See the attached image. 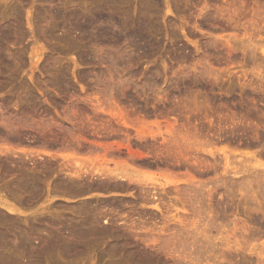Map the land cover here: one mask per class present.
I'll return each mask as SVG.
<instances>
[{
  "label": "rangeland",
  "instance_id": "1",
  "mask_svg": "<svg viewBox=\"0 0 264 264\" xmlns=\"http://www.w3.org/2000/svg\"><path fill=\"white\" fill-rule=\"evenodd\" d=\"M233 1L234 7H226L224 0H0V55H3L0 60V204L9 205L8 207L17 211L14 215H7L0 208V214L6 213V224L3 225L10 228L6 241H14L8 244L12 245L18 241V232L20 235H28L32 245L39 240L42 242L43 233L67 228L80 204L88 200L94 203L93 200L96 199L95 202H98L100 207L110 206L112 209H118L119 213L128 212L135 225L138 228L142 226L137 229L141 237L139 234L134 237L136 233L132 228H126L124 225H120L116 230L117 236L122 233L119 234V244L126 247V254L133 259H129L127 264L131 261L134 264H264V187L260 186L258 181L263 182L264 176V56L261 53L264 49V18H260L264 17V0ZM111 5L115 8L113 12L109 10V7L112 9ZM253 5L255 9H259V16L253 17L249 13ZM243 11L248 14L244 12L243 15ZM110 15L113 17V26H110V34L105 36L115 39L123 34L120 36L123 39L119 42L100 40L102 27L99 25L103 23L109 26L107 19ZM251 16L258 18L254 21V29L250 28L254 20ZM98 17H103L105 23ZM116 22L119 24H115ZM124 22L125 26L128 24L126 28L123 26ZM74 24L83 28L76 30L73 28ZM124 31L129 32L128 38L132 34V38L124 39ZM138 36H141V39ZM77 38H80L79 41ZM133 39L135 41H132ZM250 40L253 44L256 40L252 47ZM97 41L104 45H97ZM108 48L112 49V52ZM97 51H105L111 60L108 55H98ZM4 53H9L6 56L17 59L18 62L13 59H9V62ZM35 54L39 56L37 62L34 61ZM106 57L108 61H104ZM113 58L115 60L112 61ZM114 62H117L116 66ZM103 90L109 92L104 93ZM112 104L123 110L127 125H132L130 121L135 123L133 127L119 125L111 115L100 110L104 107V110H111ZM75 115L77 119L74 120ZM11 127V131L14 128L15 134L10 131ZM5 139H9V142ZM126 140L129 142H124ZM192 141H199V145L196 143L194 149L191 147ZM127 143H130L133 150L143 152L140 158L142 161L128 159L125 149ZM43 152L52 154V157L44 155ZM75 162L83 170L95 171L104 167L103 169L112 173L131 174L130 176H135L142 182L147 178L146 182L154 186L156 184L158 191L160 183H165V188L170 184L168 189L163 186L162 192L167 208L166 205L162 207V215L154 209L151 210L152 208L140 206V202H136L131 196L135 191L132 186L122 192L123 195L107 191H89L71 197L52 192L55 182L63 180V175L68 173L65 171L77 168ZM2 168H5V172ZM44 169L45 172H42ZM30 176L39 178L38 181L42 179L40 189L31 187L28 181ZM25 181L30 186H27ZM124 186L127 187L125 183ZM209 191L212 192L211 195ZM194 200L195 206L192 202ZM20 201L22 206L18 204ZM132 202H136V207ZM202 204L206 205V209ZM70 207H75L76 212ZM140 216L142 218H139ZM6 220L9 222H5ZM161 225H164L165 229ZM149 227L156 231L159 237L149 230ZM141 229L144 230L141 232ZM123 232H127V235ZM132 232L134 234H131ZM107 242L96 245L89 253L91 257H86L88 260L84 255V260H87L85 262L106 263L108 256L103 249L111 243ZM187 247L188 251L184 249ZM6 248L11 252L15 249L11 246L9 248V245ZM198 248L200 251H195ZM27 256L25 255V260L29 259ZM83 258H80L82 262L76 264H86Z\"/></svg>",
  "mask_w": 264,
  "mask_h": 264
},
{
  "label": "bare ground",
  "instance_id": "2",
  "mask_svg": "<svg viewBox=\"0 0 264 264\" xmlns=\"http://www.w3.org/2000/svg\"><path fill=\"white\" fill-rule=\"evenodd\" d=\"M46 1V0H45ZM111 1V0H110ZM125 1H127V0H125ZM225 2H226V4L227 5H225L226 7L227 6H233V5H235V3H234V1L233 0H224ZM48 2V1H47ZM145 2V1H144ZM153 2V1H152ZM224 2V3H225ZM102 3V2H101ZM120 3V2H119ZM118 3V4H119ZM151 3V2H150ZM243 3V2H242ZM256 2H254V4H255ZM90 4V3H89ZM88 4V5H89ZM102 4H104V3H102ZM124 4V3H123ZM152 4V3H151ZM241 4V3H240ZM106 8H107V2H106ZM115 5V4H114ZM113 5V6H114ZM117 5V4H116ZM115 5V6H116ZM153 5V4H152ZM151 5V6H152ZM242 6V8H243V4H241ZM257 5V4H256ZM91 6H93V5H91ZM90 6V7H91ZM104 6V5H103ZM103 6L101 7V8H103ZM112 6V5H111ZM112 6V9L109 7V10H112L111 12H113V10L115 9L114 7ZM149 6V5H148ZM176 5L174 4V7H175ZM88 7V6H87ZM144 7V6H143ZM156 7V6H155ZM234 7V6H233ZM258 7V6H257ZM256 7V8H257ZM10 8V7H9ZM80 8H81V6H80ZM83 8V7H82ZM114 8V9H113ZM141 8V7H140ZM150 8V7H149ZM148 8V9H149ZM154 8V7H153ZM231 8V7H230ZM261 8V7H260ZM78 9V8H77ZM91 9V8H90ZM144 9V8H143ZM146 9V8H145ZM251 9V11L249 12V13H251L252 15H253V17H255V16H259L258 15V10L259 9H255V6L253 5V8L251 7L250 8ZM106 10V9H105ZM108 10V9H107ZM106 10V11H107ZM12 11V10H11ZM78 11V10H77ZM87 11V10H86ZM85 11V12H86ZM133 11V10H132ZM150 11V10H149ZM246 11V10H245ZM245 11H243V15H244V12ZM80 12H82L81 10H80ZM79 12V13H80ZM92 12H94V11H92ZM108 12H110V11H108ZM110 12V13H111ZM144 12V11H143ZM146 13H147V11H145ZM78 13V14H79ZM89 13V12H88ZM95 13V12H94ZM103 13V12H102ZM106 13V12H105ZM127 13V12H126ZM145 13V14H146ZM149 13V12H148ZM155 13V12H154ZM245 13H247V12H245ZM264 13V12H263ZM12 14V13H11ZM64 14V13H63ZM75 14V13H74ZM81 14V13H80ZM114 14V13H113ZM112 14V15H113ZM130 13H128V15H129ZM135 14V13H134ZM133 14V15H134ZM143 14V13H142ZM145 14H143V15H145ZM156 14V13H155ZM248 14V13H247ZM62 15V14H61ZM65 15H66V13H65ZM85 15V14H84ZM86 15H87V12H86ZM95 15V14H94ZM103 15H105V14H103ZM102 15V16H103ZM106 15H107V13H106ZM106 15H105V17H106ZM112 15H110L109 17H108V19H107V24L109 25V26H107L106 24H103V23H101V25H99V26H101L102 28H101V39L100 40H103V42H104V40H106V41H109V40H111L112 42H119L120 40H122L123 38L122 37H120L121 35H123V34H121L119 37H116L115 39H114V37H113V39H110L109 37H106L105 36V34H110V28L113 26L112 24H113V17H112ZM114 15H116V14H114ZM139 15V14H138ZM142 15V16H143ZM150 15H152V14H150ZM59 16V15H58ZM64 16V15H63ZM75 16H77V14L75 15ZM79 16V15H78ZM127 16V15H126ZM125 16V17H126ZM141 16V15H140ZM238 16V15H237ZM242 16V15H241ZM70 17V16H69ZM86 17V16H85ZM91 17V16H90ZM130 17V16H129ZM233 17V16H232ZM250 17V16H249ZM54 18V17H53ZM74 18H76V17H74ZM87 18V17H86ZM102 19L103 20V22H104V19H103V17H98V19ZM241 18V17H240ZM251 18H252V16H251ZM250 18V19H251ZM260 18H264L263 16L262 17H260ZM259 18V19H260ZM66 19V18H65ZM97 19V20H98ZM119 19V18H118ZM143 19H144V17H143ZM252 19H254V18H252ZM256 19V18H255ZM255 19L254 20H252V24H251V26H250V28L251 29H254V27H256V26H254L255 24V22L258 20V18L256 19V21H255ZM40 20H41V18H40ZM64 20V19H63ZM88 20V19H87ZM124 20H126V19H124ZM123 20V21H124ZM132 20V19H131ZM130 20V21H131ZM262 20V19H261ZM65 21V20H64ZM86 21V20H85ZM117 21V20H116ZM143 21V20H142ZM238 21H240V20H238ZM255 21V22H254ZM260 21V20H259ZM264 21V20H263ZM70 22V21H69ZM73 22V21H72ZM91 22V21H90ZM126 22V21H125ZM123 23L122 25L123 26H125V24L126 23ZM133 22V21H132ZM260 22H262V21H260ZM33 23V22H32ZM100 23V22H99ZM98 23V24H99ZM105 23V22H104ZM118 22H116L115 24H117ZM121 23V22H120ZM150 23V22H149ZM250 23V22H249ZM15 24V23H14ZM34 24V23H33ZM69 24H71V23H69ZM84 24V23H83ZM119 24V23H118ZM139 24V23H138ZM154 24V23H153ZM152 24V25H153ZM244 24V23H243ZM242 24V25H243ZM87 25V24H86ZM94 25V24H93ZM121 25V24H120ZM128 25V24H127ZM127 25L125 26V28L127 27ZM147 25V24H146ZM250 25V24H249ZM15 26V25H14ZM17 26V25H16ZM15 26V27H16ZM57 26V25H56ZM55 26V27H56ZM80 26V25H79ZM77 24H74V29H76V30H79L81 27H79ZM83 26V25H82ZM111 26V27H110ZM115 26V25H114ZM151 26V25H150ZM149 26V27H150ZM248 26V25H247ZM257 26H259V24L257 25ZM117 27H119V26H117ZM243 27V26H242ZM264 27V26H263ZM11 28V27H10ZM83 28V27H82ZM81 28V29H82ZM94 28V27H93ZM121 28V27H120ZM123 28V27H122ZM140 28H142V27H140ZM246 28V27H245ZM12 29V28H11ZM18 29V28H17ZM35 29V28H34ZM58 29V28H57ZM112 29V28H111ZM117 29V28H116ZM130 29V28H129ZM143 29V28H142ZM257 29V28H256ZM264 29V28H263ZM3 30V29H2ZM125 30V29H124ZM128 30V29H127ZM140 30V29H139ZM112 31H115V30H112ZM118 31V30H117ZM120 31V30H119ZM123 31V30H122ZM149 31H151V30H149ZM148 31V32H149ZM259 31V30H258ZM63 32V31H62ZM80 32V31H79ZM99 32V31H98ZM121 32V31H120ZM124 32H126V34H125V36H124V39L126 38V40H127V38H128V33H127V31H124ZM5 33V32H4ZM64 33V32H63ZM69 33V32H68ZM52 34V33H51ZM65 34V33H64ZM67 34V33H66ZM128 34V35H127ZM131 34V33H130ZM246 34H248V33H246ZM259 34V33H258ZM4 35V34H3ZM249 35H251V34H249ZM53 36V35H52ZM83 36H84V34H83ZM87 36V35H86ZM90 36V35H89ZM132 36V34L130 35V37ZM243 36V35H242ZM246 36V35H245ZM4 37H5V35H4ZM61 37H63V36H61ZM79 37V36H78ZM81 37V36H80ZM106 37V38H105ZM129 37V38H130ZM134 37V36H133ZM140 37V39H141V36H138V38ZM252 37V36H251ZM6 38V37H5ZM4 38V40H6ZM65 38V37H64ZM128 38V39H129ZM132 38V37H131ZM135 38V37H134ZM68 39V38H67ZM66 39V40H67ZM78 39H80V38H77V40ZM99 39V38H98ZM139 39V40H140ZM142 39H143V37H142ZM249 39V38H248ZM250 39H252V38H250ZM57 40V39H56ZM61 40H62V38H61ZM64 40V39H63ZM8 41V40H7ZM79 41V40H78ZM132 41H135L134 39L132 40ZM242 41H243V39H242ZM245 41V40H244ZM248 41V40H247ZM247 41H246V43H247ZM253 41V40H252ZM256 41V40H255ZM255 41H253L254 42V44H255ZM74 42V41H73ZM96 42V41H95ZM98 42V41H97ZM151 42V41H150ZM228 42V41H227ZM230 42V41H229ZM261 42V41H260ZM260 42H258V43H260ZM7 43V42H6ZM100 43H102V42H98L97 43V45L98 44H100ZM109 43V42H108ZM122 44L124 43V42H121ZM239 43V42H238ZM249 43V42H248ZM250 43H251V40H250ZM249 43V44H250ZM121 44V45H122ZM131 44H132V42H131ZM245 44V43H244ZM244 44H242L243 46H244ZM248 44V45H249ZM253 43H251L250 45H251V47H252V45H254ZM77 45V44H76ZM101 45V44H100ZM102 45H104L103 43H102ZM109 45V44H108ZM115 45V44H114ZM113 45V46H114ZM239 45V44H238ZM117 46V45H116ZM96 47H98V46H96ZM100 47V46H99ZM103 47V46H102ZM110 47V46H109ZM149 47H150V45H149ZM241 47V46H240ZM248 47H250V46H248ZM260 47V46H259ZM262 47V46H261ZM264 47V46H263ZM121 48V47H120ZM257 48H258V45H257ZM98 49V48H97ZM109 50H110V48H108ZM107 49V50H108ZM148 49V48H147ZM252 49V48H251ZM254 49H255V47H254ZM261 49V48H260ZM98 50H101V49H98ZM106 50V49H105ZM114 50V49H113ZM122 50V49H121ZM3 51V50H2ZM5 51V50H4ZM3 51V52H4ZM7 51H9V50H7ZM111 52H112V49L110 50ZM3 52L1 53V54H3ZM98 52V51H97ZM97 52H95V53H97ZM99 52H101V51H99ZM98 52V55H102V56H104L105 57V55L107 56L108 55V53L107 54H105V51L103 52V54H101V53H99ZM248 52V51H247ZM250 52H251V50H250ZM86 53V52H85ZM94 53V54H95ZM114 53V52H113ZM117 53V52H116ZM261 53L263 54V56H264V49H262L261 50ZM11 54V53H10ZM19 54V53H18ZM41 54V53H40ZM110 54V53H109ZM243 54V53H242ZM4 55H5V57H8V56H6V55H9V53L8 54H5L4 53ZM91 55V54H90ZM111 55V54H110ZM148 55V54H147ZM1 56H3V55H0V57ZM35 56H36V54H35ZM34 56V58L36 59H34V61H36L37 62V60L39 59V56L37 55L36 57ZM86 56V55H85ZM92 56V55H91ZM247 56V55H246ZM255 56V55H254ZM84 57V56H83ZM87 57V56H86ZM85 57V58H86ZM98 57V56H97ZM100 57V56H99ZM108 57H110L109 55H108ZM108 57H106V59H104V61L105 60H107V58ZM113 57V56H112ZM115 57V56H114ZM251 57V56H250ZM260 57V56H259ZM16 58V57H15ZM22 58V57H21ZM103 58V57H102ZM101 58V59H102ZM254 58V57H253ZM6 59V58H5ZM8 59V61H9V59H10V57H8L7 58ZM13 58L11 57V59L10 60H12ZM81 59H82V57H81ZM0 60H2V57L0 58ZM13 60H16V62H18L17 61V59H13ZM12 60V61H13ZM25 60V59H24ZM83 60V59H82ZM86 60V59H85ZM110 60H111V57H110ZM113 60H115V58H113L112 59V61ZM76 61V60H75ZM80 61V60H79ZM102 61H103V59H102ZM103 61V62H104ZM108 61V60H107ZM252 61V60H251ZM1 62V61H0ZM10 62V61H9ZM35 62V64H37ZM100 62V61H99ZM256 62V61H255ZM14 63V62H13ZM115 63H117V62H114V64ZM122 63V62H121ZM17 64V63H16ZM15 64V65H16ZM39 65V64H38ZM103 65H104V63H103ZM1 66V65H0ZM76 66V65H75ZM108 66V65H107ZM115 66H116V64H115ZM123 66V65H122ZM17 67V66H16ZM40 67V66H39ZM38 67V68H39ZM127 67V66H126ZM13 69V68H12ZM109 69V68H108ZM126 69V68H125ZM36 70V69H35ZM46 70V69H45ZM44 70V71H45ZM48 71V70H47ZM103 73V72H102ZM113 73V72H112ZM132 73V72H131ZM1 74V73H0ZM133 74V73H132ZM199 74V73H198ZM12 75V74H11ZM201 75V74H200ZM204 75V74H203ZM7 76V75H6ZM15 76V75H14ZM118 76V75H117ZM121 76V75H120ZM204 76H206V75H204ZM213 76V75H212ZM105 77V76H104ZM124 77V76H123ZM4 78H6V77H4ZM8 78H9V76H8ZM83 78V77H82ZM101 80V79H100ZM7 81V80H6ZM8 82V81H7ZM6 83V82H5ZM53 83V82H52ZM54 85V84H53ZM52 85V86H53ZM101 85V84H100ZM103 85V84H102ZM105 85V84H104ZM116 85V84H115ZM25 86V85H24ZM51 86V87H52ZM68 86V85H67ZM94 86V85H93ZM98 86V85H97ZM109 86V85H108ZM120 86V85H119ZM66 87V86H65ZM70 87V86H69ZM121 87V86H120ZM130 87V86H129ZM141 87V86H140ZM24 88V87H23ZM103 88H106V87H103ZM108 88V87H107ZM106 88V89H107ZM143 88V87H142ZM26 89V88H25ZM102 89V88H101ZM100 89V90H101ZM109 89V88H108ZM113 89V88H112ZM99 90V91H100ZM120 90H122V89H120ZM96 91V90H95ZM104 91V90H103ZM110 91H112L111 89H110ZM28 92H29V90H28ZM96 92H98V91H96ZM105 92H109V91H104V93ZM26 93V92H25ZM30 93V92H29ZM88 93V92H87ZM86 93V94H87ZM100 93H101V91H100ZM99 93V94H100ZM111 93V92H110ZM109 93V94H110ZM113 94H115V93H113ZM123 94V93H122ZM25 95V94H24ZM28 95V94H27ZM90 95V94H89ZM112 95V94H111ZM20 96V95H19ZM90 97V96H89ZM111 97V96H110ZM51 99V98H50ZM28 100V99H27ZM33 100H35V99H33ZM33 102V101H32ZM26 103V102H25ZM35 103V102H34ZM34 103H32V104H34ZM37 103H39V102H37ZM91 103V102H90ZM31 104V105H32ZM101 104V103H100ZM17 105H18V103H17ZM30 105V104H29ZM37 105V104H36ZM40 105V104H39ZM42 105H44V104H42ZM94 105V104H93ZM19 106V105H18ZM27 106V105H26ZM104 106V105H103ZM109 106V105H108ZM110 106H111V104H110ZM107 107V106H106ZM70 108V107H69ZM91 108H93V107H91ZM95 108V107H94ZM97 109H98V107H96ZM105 108V107H104ZM104 108L102 109H100V110H102V112L103 113H106V114H108V115H111V117L113 118V120H114V122H116V123H119V125H122V126H124V127H133L134 126V122L133 121H130V123L132 124L131 126L130 125H127V123H126V115H125V113H123L121 110H120V108H118V106L116 105V104H112V107H110L111 108V110H104ZM96 109V110H97ZM104 110V111H103ZM43 111H44V109H43ZM72 110H70V112H71ZM171 111V110H170ZM69 112V111H68ZM73 112H75V111H73ZM91 112V111H90ZM78 113V112H77ZM79 114V113H78ZM19 116V115H18ZM70 116H72V115H70ZM49 117V116H48ZM75 117H76V115H75ZM12 118H14V117H12ZM43 118H45V116L43 117ZM42 118V119H43ZM70 118H72V117H70ZM69 118V119H70ZM112 118H111V120H112ZM29 119V118H28ZM27 119V120H28ZM33 119V118H32ZM48 119V118H47ZM68 119V120H69ZM75 119H77V117L76 118H74V120ZM1 120V119H0ZM11 120V119H10ZM26 120V119H25ZM46 120V119H45ZM73 120V121H74ZM90 120V119H89ZM5 121V120H4ZM17 121V120H16ZM21 121H22V118H21ZM44 121V120H43ZM51 121V120H50ZM1 122V121H0ZM8 122V121H7ZM38 122V121H37ZM27 123H30V122H27ZM44 123V122H43ZM74 123V122H73ZM4 124V123H3ZM9 124V123H8ZM11 124V123H10ZM9 124V125H10ZM22 124V123H21ZM174 124V123H173ZM172 124V125H173ZM18 126H19V124H17ZM23 126H24V124H22ZM27 125H29V124H27ZM30 125H32V123L30 124ZM90 125V124H89ZM109 125V124H108ZM5 126H7V124L5 125ZM5 126H3V127H5ZM39 126V125H38ZM2 127V128H3ZM19 127H22V126H19ZM27 127V126H26ZM182 127H184V126H182ZM6 128V127H5ZM112 128V127H111ZM8 129V128H7ZM11 129H12V127L10 128V131H11ZM16 129H18V128H16ZM170 129V128H169ZM168 129V130H169ZM19 130H22V129H19ZM19 130H18V132H19ZM102 130V129H101ZM171 130V129H170ZM9 131V130H8ZM13 131H14V128H13V130L11 131L12 133H13ZM8 133V132H7ZM17 133V132H16ZM82 133V132H81ZM139 133V132H138ZM170 133V132H169ZM13 134H15V133H13ZM104 134V133H103ZM168 134V133H167ZM7 135H9V134H7ZM22 135V134H21ZM94 135V134H93ZM98 135V134H97ZM210 135V134H209ZM80 136V135H79ZM78 136V137H79ZM82 136V135H81ZM112 136V135H111ZM155 136V135H154ZM156 136H158V135H156ZM207 136V135H206ZM128 137V136H127ZM141 137V136H140ZM146 137V136H145ZM183 137V136H182ZM199 137V136H198ZM3 138V137H2ZM6 138V137H5ZM13 138V137H12ZM72 138V137H71ZM129 138V137H128ZM186 138V137H185ZM208 138V137H207ZM15 139V138H14ZM35 139V138H34ZM34 139H33V142H34ZM42 139V138H41ZM126 139V138H125ZM141 139H143V138H141ZM145 139V138H144ZM154 139V138H153ZM156 139V138H155ZM175 139V138H174ZM178 139V138H177ZM198 139V138H197ZM6 140V139H5ZM4 140V141H5ZM9 140V139H8ZM8 140H6V141H8ZM38 140V139H37ZM47 140V139H46ZM45 140V141H46ZM200 140V139H199ZM5 141V142H6ZM20 141H22V139L20 140ZM44 141V142H45ZM131 141V140H130ZM151 141V140H150ZM165 141V140H164ZM185 141H186V139H185ZM190 141V140H189ZM194 141V140H193ZM192 141V143H190V144H192V146L189 144V143H187L188 145H190L191 147H193V149H194V145L196 146V143L198 144L199 143V141H195L196 143H194ZM9 142V141H8ZM8 142H6V143H8ZM13 142V141H12ZM19 142V141H18ZM17 142V143H18ZM32 142V141H31ZM44 142L42 143V144H44ZM48 142V141H47ZM124 142H129L128 140H126V141H124ZM188 142V141H187ZM210 142V141H209ZM212 142V141H211ZM26 143V142H25ZM50 143V142H49ZM70 143V142H69ZM168 143H169V141H168ZM250 143V142H249ZM255 143V142H254ZM253 143V144H254ZM64 144V143H63ZM71 144V143H70ZM123 144V143H122ZM133 144V143H132ZM202 144V143H201ZM200 144V145H201ZM248 144V143H247ZM36 145V144H35ZM47 145V144H46ZM66 145V144H65ZM199 145V144H198ZM197 145V146H198ZM207 145V144H206ZM16 146V145H15ZM37 146V145H36ZM40 146H41V143H40ZM79 146V145H78ZM120 146V145H119ZM144 146V145H143ZM178 146V145H177ZM208 146V145H207ZM247 146V145H246ZM254 146V145H253ZM11 147V146H10ZM27 147V146H26ZM179 147V146H178ZM209 147H210V145H209ZM140 148V147H139ZM125 149L127 150V157H128V159H130L131 161H135V160H140V158H142V156H143V152L141 153L140 151H137V150H133L132 149V147L130 146V143H127L126 145H125ZM10 151H12V149H9ZM109 150V149H108ZM9 151V152H10ZM152 151V150H151ZM151 151H149V152H151ZM13 152V151H12ZM120 152V151H119ZM124 152V151H123ZM153 152V151H152ZM164 152V151H163ZM163 152L161 153V154H163ZM18 153V152H17ZM39 153V152H38ZM172 153H174V152H172ZM181 153H183L182 151H181ZM263 153V152H262ZM13 154V153H12ZM32 154V153H31ZM43 154L44 155H46V156H49V157H52V154H50V153H48V152H43ZM126 154H125V156H126ZM157 154H159V153H157ZM169 154V153H168ZM177 154V153H176ZM184 154V153H183ZM210 154V153H209ZM27 155V154H26ZM36 155V154H35ZM39 155V154H38ZM37 155V156H38ZM56 155V154H55ZM145 155V154H144ZM146 155H147V152H146ZM149 155V154H148ZM153 155V154H152ZM170 155V154H169ZM185 155H186V153H185ZM211 155V154H210ZM24 156V155H23ZM28 156V155H27ZM34 156V155H33ZM159 156V155H158ZM184 156V155H183ZM212 156V155H211ZM214 156V155H213ZM219 156V155H218ZM261 156V155H260ZM21 157V156H20ZM20 157H18V158H20ZM41 157V156H40ZM105 157V156H104ZM103 157V158H104ZM227 157V156H226ZM8 158H9V156H8ZM36 158V157H35ZM34 158V159H35ZM54 158H55V156H54ZM102 158V157H101ZM121 158V157H120ZM123 158V157H122ZM121 158V159H122ZM159 158V157H158ZM184 158V157H183ZM34 159H33V161H34ZM126 159V158H125ZM228 159V158H227ZM36 160V159H35ZM112 160H114V159H112ZM162 160V159H161ZM202 160V159H201ZM29 161V160H28ZM32 161V160H31ZM43 161H44V159H43ZM100 161V160H99ZM105 161V160H104ZM130 161V162H131ZM140 161H142V160H140ZM139 161V162H140ZM220 161V160H219ZM13 162V161H12ZM15 162H16V160H15ZM14 162V163H15ZM21 162H23V160H21ZM36 161H34V163H35ZM25 163V162H24ZM23 163V164H24ZM27 163H29V162H27ZM69 163V162H68ZM76 163V162H75ZM131 163H133V162H131ZM135 163V162H134ZM138 163V162H137ZM136 163V164H137ZM142 164H143V162H141ZM62 164V163H61ZM159 164V163H158ZM17 165V164H16ZM35 165V164H34ZM37 165V164H36ZM139 165V164H138ZM141 165V164H140ZM145 165V164H144ZM7 166V165H6ZM25 166H26V163H25ZM30 166V165H29ZM43 166V165H42ZM47 166V165H46ZM53 166V165H52ZM75 166L77 167V168H79V169H73V168H71V171H65V170H63V171H65V172H68V173H66L65 175H63V176H65V177H63V180H61V178L59 179V180H61L60 182H55L56 184H54L53 185V187H52V192L54 191L55 192V194H61V193H63L65 196H71V197H75V195H81V194H83V193H85V192H93V191H98V192H101V191H107L108 193H112V194H118V195H123V193L122 192H124V191H126V190H129V188L132 186L134 189H135V191L133 192V193H131V196L133 197V199L136 201V202H140L139 203V205L140 206H145V207H148V208H152L151 210H155L156 212H159V213H161L162 215H163V211H162V207H164L166 204V202H164V200H163V198H165V196L163 195V191H164V188H165V186L164 185H166L165 183H160L159 184V187H160V190L158 191L157 189H158V187L156 186V184H155V186H154V184H151V183H148V182H146L147 181V178H146V181H139L137 178H135V176H130L131 174H129V175H126V174H123V173H116V172H113L112 173V171H110V170H106V169H103V168H97V170H95V171H91V170H83L82 168H80V166L78 165V163H76L75 164ZM177 166V165H176ZM263 166V165H262ZM19 167V166H18ZM44 167V166H43ZM68 167V166H67ZM83 167V166H82ZM141 167V166H140ZM145 167V166H144ZM172 167V166H171ZM25 168V167H24ZM29 168V167H28ZM32 168H34V167H32ZM46 168V167H45ZM165 168H167V167H165ZM173 168V167H172ZM261 168V167H260ZM263 168V167H262ZM3 169V168H2ZM18 169V168H17ZM26 170H27V168H25ZM48 169V168H47ZM61 169V168H60ZM64 169V168H63ZM65 169H66V167H65ZM68 169V168H67ZM72 169H73V171H72ZM87 169V168H86ZM95 169V168H94ZM98 169H100V170H98ZM169 169V168H168ZM212 169V168H211ZM5 170V168L3 169V171ZM29 170H30V168H29ZM31 170H33V169H31ZM35 170V169H34ZM49 170V169H48ZM70 170V169H69ZM92 170H93V168H92ZM12 171V170H11ZM17 171V170H16ZM60 171V170H59ZM62 171V172H63ZM200 171V170H199ZM257 171V170H256ZM5 172V171H4ZM6 172H9V171H6ZM23 172H24V169H23ZM42 172H45V169H44V171H42ZM62 172H60V173H62ZM263 172V171H262ZM2 173V172H1ZM27 173H29V171L27 172ZM27 173H25V175L27 174ZM264 173V172H263ZM17 174V173H16ZM32 174H34L35 175V173H32ZM262 174V173H261ZM260 174V175H261ZM49 175H50V173H49ZM259 175V176H260ZM5 176V175H4ZM37 176V175H36ZM61 176V175H60ZM264 177V176H263ZM263 177H262V181L263 182H261L260 180H258L259 182H260V186H262V187H264V179H263ZM29 179H28V181H30V183L29 184H31V187H33L34 189H40L41 188V184H40V182H43L42 181V179H41V181H38V179H36L34 176H30V177H28ZM45 178H47L46 177V175H45ZM58 179V178H57ZM217 179H219V178H217ZM238 179V178H237ZM1 180V179H0ZM14 180V179H13ZM55 180V179H54ZM149 180V179H148ZM220 180V179H219ZM12 181V180H11ZM18 181V180H17ZM45 181V180H44ZM26 183H27V181H25ZM150 182V181H149ZM247 182V181H246ZM258 182V183H259ZM47 183V182H46ZM124 183L127 185V187H125L124 186ZM237 183V182H236ZM257 183V182H256ZM263 183V184H262ZM7 184V183H6ZM10 184V183H9ZM15 184V182L12 184V185H14ZM20 184V183H19ZM28 183L26 184L27 186H30ZM43 184V183H42ZM52 184V183H51ZM195 184V183H194ZM262 184V185H261ZM2 185V184H1ZM5 185V184H4ZM3 185V186H4ZM44 185H45V182H44ZM168 185H170V184H168ZM168 185H167V187H168ZM176 185V184H175ZM175 185H174V187H175ZM178 185V184H177ZM215 185H217V183L215 184ZM255 185V184H254ZM257 185V184H256ZM8 186V185H7ZM22 186V185H21ZM20 186V187H21ZM163 186H164V188H163ZM198 186V185H197ZM226 186V185H225ZM9 187V186H8ZM11 187V186H10ZM16 187V186H15ZM30 187V188H31ZM48 187V186H47ZM166 187V188H167ZM178 187H180V186H177V188ZM200 187H202L201 185H200ZM227 187H230V186H227ZM232 187H234V186H232ZM253 187H255V186H253ZM261 187V188H262ZM11 188H14V187H11ZM18 188V187H17ZM27 187H25V189H26ZM165 188V189H166ZM172 188V187H171ZM186 188V187H185ZM203 188V187H202ZM217 188V187H216ZM16 189V188H15ZM19 189V188H18ZM17 189V190H18ZM22 189V188H21ZM24 189V188H23ZM22 189V190H23ZM42 189H43V187H42ZM49 189V188H48ZM132 189V188H131ZM168 189V188H167ZM190 188H188V190H189ZM194 189V188H193ZM196 189V188H195ZM199 189V188H198ZM218 189V188H217ZM256 189H258L257 187H256ZM264 189V188H263ZM16 190V191H17ZM31 190V189H30ZM173 190H176V189H172V191ZM185 190V189H184ZM211 190V189H210ZM237 190V189H236ZM3 191V190H2ZM9 191H10V189H9ZM26 191H27V189H26ZM42 191V190H41ZM200 191V190H199ZM219 191V190H218ZM256 191V190H255ZM12 192V191H11ZM20 192V191H19ZM34 192V191H33ZM33 192H32V194H33ZM36 192V191H35ZM37 192H40V191H37ZM43 192V191H42ZM51 192V193H52ZM127 192H129V191H127ZM177 192V191H176ZM180 192V191H179ZM185 192H186V190H185ZM196 192H198V191H195V193ZM211 191H209V193H210ZM215 192V191H214ZM5 193V192H4ZM10 193V192H9ZM50 193V194H51ZM190 193H191V191H190ZM194 193V192H193ZM236 193V192H235ZM13 194V193H12ZM15 194V193H14ZM23 194V193H22ZM24 194H26V192L24 193ZM36 194V193H35ZM34 194V195H35ZM44 194V193H43ZM55 194H54V196H55ZM104 194V193H103ZM168 194V193H167ZM172 194V193H171ZM199 194V193H198ZM202 194V193H201ZM212 194V192L210 193V195ZM215 194V193H214ZM256 194H259V193H256ZM11 195V194H10ZM20 195H21V192H20ZM31 195V194H30ZM162 195L164 196V197H162ZM205 195V194H204ZM210 195H208V196H210ZM264 195V194H263ZM12 196V195H11ZM15 196H17V194L15 195ZM14 196V197H15ZM22 196V195H21ZM36 196V195H35ZM39 196V195H38ZM59 196V195H58ZM57 196V197H58ZM61 196H62V194H61ZM117 196V195H116ZM127 196V195H126ZM192 196V195H191ZM199 196V195H198ZM206 196V195H205ZM228 196V195H227ZM260 196H261V193H260ZM8 197V196H7ZM13 197V196H12ZM31 197V196H30ZM53 197V196H52ZM109 197V196H108ZM210 197H213V196H210ZM263 197V196H262ZM9 198V197H8ZM23 198V197H22ZM25 198V197H24ZM37 198H39V197H37ZM42 198V197H41ZM131 198V197H130ZM193 198V197H192ZM195 199H196V194H195V197H194ZM201 198V197H200ZM214 198V197H213ZM264 198V197H263ZM7 199V198H6ZM12 199V198H11ZM15 199V198H14ZM18 199V198H17ZM30 199V198H29ZM58 199H60V198H58ZM89 199V198H88ZM103 199V198H102ZM101 199V200H102ZM105 199V198H104ZM110 199V198H109ZM117 199V198H116ZM122 199V198H121ZM32 200V199H31ZM35 200V198H33V201ZM38 200V199H37ZM65 200V199H64ZM85 200V199H84ZM99 200V199H98ZM107 200V199H106ZM180 200V199H179ZM203 200H204V198H203ZM203 200H201V202L203 201ZM216 200V199H215ZM243 200V199H242ZM23 201V200H22ZM32 201V202H33ZM54 201H56V200H54ZM58 201V200H57ZM79 201V200H78ZM94 201V203L92 202H89V200H88V202H84V203H81L80 204V207H78L79 208V210L76 212L75 211V207L72 209L71 207H70V209H72L73 211H75L76 212V214L74 215L75 217H73L72 218V220H71V222H70V224L67 226V228H64V227H62V228H60V229H58V230H56L55 229V231L54 232H49L48 234L47 233H43L44 234V237L42 238V242L41 243H39V241L38 242H35L34 243V245H32V242H30V240H29V238H27L28 237V235L27 236H24V235H20V232H18V234L20 235H18L17 237L18 238H16V239H18V241L16 240L15 242L16 243H14V244H12V245H10L11 243H13V242H11L10 243V241H9V239H8V241H6L7 240V238H6V236L8 235V232H10L9 231V229H8V227L9 226H7V227H5L3 224H6V223H4V220L6 219V217H5V214L7 213V215L9 214V215H14L17 211H16V209H14L13 207H8V206H6V205H4V204H0V208L1 209H3V211H5L6 213H4V214H0V264H52L53 262H55V263H57V264H63V263H67V264H76L77 262H82V261H80L81 259L80 258H83L84 257V255H85V258L87 257V256H89V258L91 257L90 255H89V253L92 251V250H94L95 249V247H96V245H98L99 243H101V242H111V243H109V245H107L106 247H104L105 249H103L104 251H105V254L108 256V260H106V263H104V264H127L126 262L127 261H129V259H132V257H128V255L126 254V251L127 250H125L124 248H126V247H123V245H120L119 244V234H118V236H117V234H116V230L118 229V227L120 226V225H124L126 228H132L131 230L134 232V233H136V234H134L133 232L131 233V234H134V237H135V235H137V234H139V236H140V233H137V229L139 230L140 228H142V226L139 224V226H141L140 228H138V226H136L135 225V223H134V220H132L131 218H130V215L128 214V212H126V213H124V211H122L121 213H119V211H118V207L116 208L117 210H115V208L114 209H112V208H110V206H109V208H105L104 206L103 207H100V205H99V203L98 202H95L96 201V199H94L93 200ZM103 201V200H102ZM108 201V200H107ZM114 201H116V200H114ZM123 201V200H122ZM190 201V200H189ZM196 200H194V201H192L193 202V206H195L194 205V202H195ZM209 201V200H208ZM260 201V200H259ZM36 202V201H35ZM135 202V203H136ZM176 202H178V201H176ZM184 202V201H183ZM247 202H249V201H247ZM19 203H21V201L20 202H18V204ZM23 203H24V201H23ZM66 203H67V201H66ZM103 203V202H102ZM106 203V202H105ZM114 203V202H113ZM124 203V202H123ZM122 203V204H123ZM127 203V202H126ZM133 203V202H132ZM135 203H133V205L135 204ZM198 203V202H197ZM53 204V203H52ZM51 204V205H52ZM57 204V203H56ZM61 204V203H60ZM64 204V203H63ZM104 204V203H103ZM115 204H117V203H115ZM174 204V203H173ZM217 204V203H216ZM245 204V203H244ZM20 205V204H19ZM54 205H55V203H54ZM58 205V204H57ZM62 205V204H61ZM106 205V204H105ZM119 205H121V204H119ZM191 205H192V203H191ZM203 205V204H202ZM219 205V204H218ZM220 205H221V203H220ZM248 205H250V204H248ZM20 206H22V205H20ZM53 206V205H52ZM115 206V205H114ZM113 206V207H114ZM121 206H123V205H121ZM132 205H130V207H131ZM135 206V205H134ZM204 206V205H203ZM206 206V205H205ZM205 206H204V208H205ZM253 206H254V204H253ZM256 206V205H255ZM127 207V206H126ZM136 207V206H135ZM139 207V206H138ZM166 208H167V205L165 206ZM228 207V206H227ZM262 207V206H261ZM27 208V207H26ZM51 208V207H50ZM60 208V207H59ZM66 208V207H65ZM68 208V207H67ZM77 208V209H78ZM140 208V207H139ZM181 208H182V206H181ZM255 208V207H254ZM263 208H264V206H263ZM48 209V208H47ZM70 209H69V211H70ZM122 209V208H121ZM146 209V208H145ZM206 209V208H205ZM204 209V210H205ZM208 209V208H207ZM210 209V208H209ZM238 209V208H237ZM253 209V208H252ZM127 210V209H126ZM129 210V209H128ZM195 210H197V207L195 208ZM194 210V211H195ZM211 210H213L212 208H211ZM254 210V209H253ZM256 210V209H255ZM1 211V210H0ZM132 211V210H131ZM134 211V210H133ZM168 211V210H167ZM256 211H258V210H256ZM2 212V211H1ZM135 212V211H134ZM169 212V211H168ZM209 212V211H208ZM214 212V211H213ZM212 212V213H213ZM19 213V212H18ZM72 213V212H71ZM133 213V212H132ZM132 213H130L131 215H132ZM138 213V212H137ZM145 213V212H144ZM153 213H154V211H153ZM165 213V212H164ZM218 212H216V214H217ZM48 214V213H47ZM54 214V213H53ZM74 214V213H73ZM205 214V213H204ZM210 214V213H209ZM215 214V213H214ZM227 214V213H226ZM155 215V214H154ZM166 215H167V213H166ZM201 215H203V213H201ZM207 215V214H206ZM211 215V214H210ZM218 215H220V214H218ZM217 215V216H218ZM72 216V215H71ZM134 216V215H133ZM136 216V215H135ZM142 216V215H141ZM139 217V218H142V217ZM157 216V215H156ZM165 216V215H164ZM163 216V217H164ZM168 217H169V215H167ZM205 216V215H204ZM14 217V216H13ZM65 217V216H64ZM68 217V216H67ZM149 217V216H148ZM147 217V218H148ZM154 216L152 215V218H153ZM162 217V218H163ZM219 217V216H218ZM55 218V217H54ZM137 218V217H136ZM135 218V219H136ZM166 218V221H167V217H165ZM205 218V217H204ZM203 218V219H204ZM216 218V217H215ZM7 219H8V217H7ZM36 219V218H35ZM68 219V218H67ZM134 219V218H133ZM170 219H171V217H170ZM209 219V218H208ZM138 220V219H137ZM143 220V219H142ZM148 220V219H147ZM154 220H155V218H154ZM161 220H163V219H161ZM16 221H17V219H16ZM61 221V220H60ZM66 221V220H65ZM146 221V219L144 220V222ZM151 221H153V220H151ZM165 221V222H166ZM169 221H171V220H169ZM174 221V220H173ZM208 221V220H207ZM215 221H217V220H215ZM215 221H213V222H215ZM5 222H9V221H5ZM34 222V221H33ZM102 222V224H100ZM139 222V221H138ZM159 222V221H158ZM158 222H155V223H158ZM210 222V221H209ZM224 222V221H223ZM2 223V224H1ZM13 223H15V222H13ZM51 223V222H50ZM56 223V222H55ZM129 223V224H128ZM141 224L143 223V222H140ZM148 223H149V220H148ZM152 223V222H151ZM164 223V222H163ZM211 223V222H210ZM209 223V224H210ZM215 223H217V222H215ZM16 224V223H15ZM147 223H144V225H146ZM208 224V223H207ZM208 224V225H209ZM223 224V223H222ZM8 225V224H7ZM13 225V224H12ZM23 225V224H22ZM51 225V224H50ZM143 225V226H144ZM154 225V224H153ZM156 225V224H155ZM160 225V224H159ZM166 225V224H165ZM168 225V224H167ZM213 225H215L214 223H213ZM18 226V225H17ZM162 226V225H161ZM174 226H175V224H174ZM219 225L217 224V226L216 227H218ZM13 227V226H12ZM22 227V226H21ZM47 227H49V226H47ZM123 227V226H122ZM148 227V226H147ZM163 228H164V225L162 226ZM170 227V226H169ZM168 227V228H169ZM180 227V226H179ZM187 227V226H186ZM15 228V227H14ZM59 228V227H58ZM120 228V227H119ZM146 228V227H145ZM151 227H149L148 229L149 230H152V229H150ZM154 228V227H153ZM171 228V227H170ZM177 228V227H176ZM195 228H197V227H195ZM26 229V228H25ZM46 229V228H45ZM53 229V228H52ZM61 229H63V230H61ZM159 229V228H158ZM162 229V228H161ZM165 229V228H164ZM34 230V229H33ZM48 230V229H47ZM46 230V231H47ZM128 230V229H127ZM142 230H144V229H141V232H142ZM146 230V229H145ZM160 230V229H159ZM159 230L157 231L158 233H160L159 232ZM187 230V229H186ZM197 230V229H196ZM195 230V231H196ZM12 231V230H11ZM18 231V230H17ZM121 231V230H120ZM126 231V230H125ZM148 231V230H147ZM153 232H154V230H152ZM151 231V232H152ZM160 231H162V230H160ZM168 231V230H167ZM198 231H199V229H198ZM23 232V231H22ZM150 232V231H149ZM156 232V231H155ZM154 232V233H155ZM182 232V231H181ZM197 232V231H196ZM201 232V231H200ZM118 233V232H117ZM123 233H127V232H123ZM175 233V232H174ZM192 233V232H191ZM205 233V232H204ZM33 234V233H32ZM142 234V233H141ZM145 234H146V232H145ZM152 234V233H151ZM157 236H158V234L157 233H155ZM155 234H154V237H155ZM161 234V233H160ZM182 234V233H181ZM195 234V233H194ZM202 234V233H201ZM211 234V233H210ZM219 234V233H218ZM38 235V234H37ZM120 235H122V233L120 234ZM127 235V234H126ZM130 235V234H129ZM148 235V234H147ZM164 235V234H163ZM175 234H173L172 236H174ZM190 235V234H189ZM189 235H187V236H189ZM9 236V235H8ZM138 236V237H139ZM145 236V235H144ZM177 236V235H176ZM179 236V235H178ZM185 236V235H184ZM191 236H192V234H191ZM190 236V237H191ZM195 236H196V234H195ZM205 236H206V234H205ZM226 236V235H225ZM33 237V236H32ZM124 237V236H123ZM122 237V238H123ZM141 237V236H140ZM139 237V238H140ZM149 237V236H148ZM153 236H151V238H152ZM153 237V238H154ZM159 237V236H158ZM162 237V236H161ZM175 237V236H174ZM173 237V238H174ZM180 237V236H179ZM201 237H203V236H201ZM9 238V237H8ZM39 238V237H38ZM133 238V237H132ZM150 238V239H151ZM152 238V239H153ZM172 238V237H171ZM177 238V237H176ZM175 238V239H176ZM186 237H184V239H185ZM204 238V237H203ZM212 238V237H211ZM119 239V240H118ZM134 239V238H133ZM136 239V238H135ZM138 239V238H137ZM147 239V238H146ZM149 239V240H150ZM156 238H154V240H155ZM168 239V238H167ZM182 239H183V237H182ZM190 239H192V238H190ZM213 239V238H212ZM212 239H210V240H212ZM11 240V239H10ZM125 240V239H124ZM187 240V239H186ZM199 240V239H198ZM202 240V239H201ZM214 240V239H213ZM142 241V240H141ZM145 241V240H144ZM146 241H148V239L146 240ZM151 241H153V240H151ZM179 241V240H178ZM177 241V242H178ZM192 241V240H191ZM108 242H107V244H108ZM127 242V241H126ZM126 242H124V243H126ZM129 242H131V241H129ZM133 242V241H132ZM135 242V241H134ZM143 242V241H142ZM149 242V241H148ZM167 242H168V240H167ZM173 242H174V240H173ZM172 242V243H173ZM183 242V241H182ZM188 242H189V240H188ZM7 243V244H6ZM8 243H10V244H8ZM123 243V244H124ZM172 243L169 245L168 243V245L169 246H171L172 245ZM181 243V242H180ZM187 243V242H186ZM191 243V242H190ZM228 243V242H227ZM226 243V244H227ZM106 244V243H105ZM127 244V243H126ZM158 244V243H157ZM166 244V243H165ZM175 244V243H174ZM188 244V243H187ZM194 244H196V243H194ZM199 244H200V242H199ZM225 244V245H226ZM8 245H9V248H10V246H11V248L13 249V248H15V249H13L14 251L13 252H11V251H9L6 247H8ZM14 245V246H13ZM99 245H101V244H99ZM103 245V244H102ZM125 245V244H124ZM154 245V244H153ZM156 245V244H155ZM154 245V246H155ZM177 245H178V243H177ZM198 245V244H197ZM13 246V247H12ZM126 246V245H125ZM147 246V245H146ZM149 246H150V243H149ZM152 246V245H151ZM160 246H162V245H160ZM167 246V245H166ZM165 246V247H166ZM174 246V245H173ZM181 246V245H180ZM100 247V246H99ZM130 247V246H129ZM136 247V246H135ZM164 247V246H163ZM162 247V248H163ZM184 247V246H183ZM194 247V246H193ZM205 247V245L202 247V248H204ZM222 247V246H221ZM151 248V247H150ZM161 248V247H160ZM171 248V247H170ZM182 248V247H181ZM217 248V247H216ZM164 250L166 249V248H163ZM168 249V248H167ZM172 249V248H171ZM184 249H187V251H188V247L187 248H184ZM194 249V248H193ZM192 249V250H193ZM101 251V252H103L104 253V251ZM137 250V249H136ZM135 250V251H136ZM151 250V249H150ZM153 251H154V248L152 249ZM173 250V249H172ZM198 250H199V248L198 249H196L195 251H197L198 252ZM204 250H207V249H204ZM211 250V249H210ZM130 251H131V249H130ZM144 251V250H143ZM171 251V250H170ZM200 251V250H199ZM95 252V251H94ZM129 252V251H128ZM133 252V251H132ZM140 252V251H139ZM167 252V251H166ZM193 252V251H192ZM191 252V253H192ZM213 252V251H212ZM98 253V252H97ZM161 253H163V251L161 252ZM182 253V252H181ZM186 253H188V252H185V254ZM195 253V252H194ZM13 254H15V255H13ZM94 254V253H93ZM169 254V253H168ZM172 254V253H171ZM193 254V253H192ZM214 254V253H213ZM25 255H28L29 256V259H27V260H25L24 258H25ZM135 255H136V252H135ZM139 255V254H138ZM137 255V256H138ZM27 256V257H28ZM94 256V255H93ZM177 256V255H176ZM189 256H190V254H189ZM188 257V256H187ZM178 258V257H177ZM181 258V257H180ZM183 258V257H182ZM202 258V257H201ZM78 259H79V261H78ZM87 259V258H86ZM96 260H97V258H95ZM137 259V258H136ZM82 260H84V258L82 259ZM88 260V259H87ZM87 260H84V262L85 261H87ZM133 260V259H132ZM140 260H142V259H140ZM139 260V261H140ZM179 260V259H178ZM200 260V259H199ZM203 260V259H202ZM205 260V259H204ZM211 260V259H210ZM52 261V262H51ZM93 261V260H92ZM131 261V260H130ZM137 261V260H136ZM94 262H96L95 260H94ZM133 261H131V262H128V264H130V263H132ZM86 263V262H85ZM209 263V262H208ZM84 264V263H83ZM87 264V263H86ZM94 264V263H93ZM133 264H134V262H133ZM178 264V263H177ZM205 264H206V262H205Z\"/></svg>",
  "mask_w": 264,
  "mask_h": 264
}]
</instances>
